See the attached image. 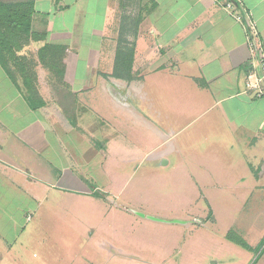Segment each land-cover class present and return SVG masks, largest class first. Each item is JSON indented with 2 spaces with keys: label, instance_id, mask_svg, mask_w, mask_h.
Listing matches in <instances>:
<instances>
[{
  "label": "crops",
  "instance_id": "obj_1",
  "mask_svg": "<svg viewBox=\"0 0 264 264\" xmlns=\"http://www.w3.org/2000/svg\"><path fill=\"white\" fill-rule=\"evenodd\" d=\"M228 1L236 3V14L251 15L258 44L264 51V0H127L125 8L124 0H35L33 31L45 34L47 43L69 48L65 86L52 90L47 72L39 66V94L34 107L21 81L12 80L0 64V209H17V193L39 196L42 186L93 196L75 171L81 167V156L91 154L89 157L96 159L105 150L108 154L106 142L81 146L82 138L88 136L85 130H91L83 120L90 118L88 111L95 109L89 100L92 96H98L124 116L131 114L138 126L156 133L159 140L169 141L167 150L154 151L149 158L160 162L171 155L175 148L170 140L175 131L156 128L158 112L152 106L146 112L140 103L145 65L153 66L150 74L161 76L164 72L170 75L174 64L173 76L186 93V87H193L187 81L202 82L198 89L200 97L207 99V104L201 99L206 105L204 114L216 111V115L207 126L202 125L200 134L209 137L212 132L221 131L218 138L207 139L206 144L216 146L215 152H208L213 153L215 160L228 162L230 172H237L239 179L233 188L244 183L251 192L264 190V70L252 55L245 24L234 20L224 9ZM82 7L87 10L83 12L85 17L91 11L94 17L101 18L95 28L92 25V42L84 44L82 37L63 42L64 30L69 31L67 34H81ZM121 31L125 34L123 46L135 49L132 82L113 77V69L110 73L100 70L104 48L116 53ZM44 44L31 43L22 54L36 57ZM78 47L87 50L83 58L74 50ZM82 63L86 68L80 74ZM252 74L262 79L260 97L246 86ZM221 134L226 151L218 147L222 144ZM218 181L210 185L212 190L224 187ZM28 221L0 218L5 229L8 224L23 225ZM130 221L138 226L174 224L150 219ZM122 224L121 220L114 224L118 226L115 239L101 244L111 264H123V258H127L126 240H121ZM3 237L0 235V258L12 256L16 248L15 242L7 243Z\"/></svg>",
  "mask_w": 264,
  "mask_h": 264
},
{
  "label": "rangeland",
  "instance_id": "obj_2",
  "mask_svg": "<svg viewBox=\"0 0 264 264\" xmlns=\"http://www.w3.org/2000/svg\"><path fill=\"white\" fill-rule=\"evenodd\" d=\"M86 11L82 7L81 34L64 30L63 42L78 41L77 37L84 44L92 42V25L95 28L101 18L91 11L85 17ZM74 50L82 58L87 52ZM115 60V51L104 48L100 70L110 73ZM145 66L140 103L146 112L151 106L158 112L156 128L175 131L170 140L173 153L160 162L149 158L154 151L167 150L169 141L159 140L156 133L138 126L131 114L124 116L92 96L89 100L96 114L88 111L90 118L83 120L91 130H85L87 137L82 133L86 138L81 146L106 142L108 154L105 150L96 159L91 154L81 156V167L75 171L93 196L46 186L39 196L17 193L20 206L0 209V218L30 221L8 224L6 229L0 223V235L7 243H16L12 256L1 257V264H111L101 244L115 239L118 226L114 224L119 220L121 240H126L128 250L123 264H264V190L251 192L244 183L233 188L237 172H230L228 162L215 160L208 152H215L216 146L206 144L207 139L218 138L221 131L209 137L200 134L202 125L216 115V111L204 114L202 101L207 104V99L200 97L198 89L202 82L187 81L193 87H186V93L173 76L174 64L170 75L164 72L162 77L149 73L152 65ZM83 68L84 63L78 68L80 74ZM220 138L218 147L226 151L222 134ZM213 181L224 187L212 190ZM148 217L184 224L138 226L130 221Z\"/></svg>",
  "mask_w": 264,
  "mask_h": 264
},
{
  "label": "trees",
  "instance_id": "obj_3",
  "mask_svg": "<svg viewBox=\"0 0 264 264\" xmlns=\"http://www.w3.org/2000/svg\"><path fill=\"white\" fill-rule=\"evenodd\" d=\"M122 6L124 8L127 6V0H124ZM35 14V0H0V64L12 80L21 81L22 89L25 90L26 97L32 105L36 103L39 94L38 67L41 66L47 72L52 90L62 89L65 86L69 51L68 46L47 43L45 34L33 31ZM123 19L126 21L127 17L124 16ZM124 36L121 31L112 75L132 82L135 80L133 74L135 49L123 46ZM38 42L45 44L39 48L36 57L22 54L31 43ZM236 243L244 249L249 248L241 241Z\"/></svg>",
  "mask_w": 264,
  "mask_h": 264
},
{
  "label": "built area",
  "instance_id": "obj_4",
  "mask_svg": "<svg viewBox=\"0 0 264 264\" xmlns=\"http://www.w3.org/2000/svg\"><path fill=\"white\" fill-rule=\"evenodd\" d=\"M216 1H221V0H216ZM236 6L237 5L235 2L228 1L227 3H225L224 9L230 14V16L234 20L245 24L246 28L248 29V39H249L252 55L264 70V51L260 48V45L258 44V40H257L258 32L256 29V25L250 14L247 15L240 13L236 14L234 12ZM261 83H262V79L259 78L256 74H252L251 76H249L246 86L249 90L256 91L258 97H260L263 95V91L261 89Z\"/></svg>",
  "mask_w": 264,
  "mask_h": 264
},
{
  "label": "water",
  "instance_id": "obj_5",
  "mask_svg": "<svg viewBox=\"0 0 264 264\" xmlns=\"http://www.w3.org/2000/svg\"><path fill=\"white\" fill-rule=\"evenodd\" d=\"M140 215V214H138ZM141 217H145L144 215H140ZM148 219L150 220H157V221H162L160 219H156V218H152V217H148ZM171 223H174V224H184L183 222H180V221H174V222H171Z\"/></svg>",
  "mask_w": 264,
  "mask_h": 264
}]
</instances>
